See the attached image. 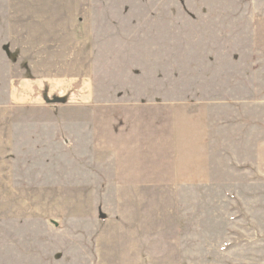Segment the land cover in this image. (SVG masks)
Masks as SVG:
<instances>
[{
	"label": "crops",
	"instance_id": "1",
	"mask_svg": "<svg viewBox=\"0 0 264 264\" xmlns=\"http://www.w3.org/2000/svg\"><path fill=\"white\" fill-rule=\"evenodd\" d=\"M122 1L93 0L94 15L83 13L77 30L71 27V43L69 28L32 20L39 14L27 12L24 27L14 12H0V154L6 161L18 155L13 132L22 129V116L35 118V130L53 129L48 155L65 163V173H97L101 203L92 241L96 255L109 258L106 264H202L201 226L224 223L222 238L213 239L223 240L222 253H231L246 240L242 227L263 219L264 126L257 124L251 143L243 116L218 128L211 108L193 122H169L155 119L154 106L122 100V92L117 103L93 104L89 74L69 76V65L79 59L76 35L84 33L89 41L95 32L91 16L104 22L95 30L106 32ZM192 1H210L217 16L230 9L224 3L238 2V16L257 17L264 27V0ZM86 59L89 64V53ZM56 98L71 103L56 106ZM95 182L88 180L86 187Z\"/></svg>",
	"mask_w": 264,
	"mask_h": 264
},
{
	"label": "rangeland",
	"instance_id": "2",
	"mask_svg": "<svg viewBox=\"0 0 264 264\" xmlns=\"http://www.w3.org/2000/svg\"><path fill=\"white\" fill-rule=\"evenodd\" d=\"M139 1L117 3L121 10L107 19L106 32L95 30L104 25L102 19H87L95 32L89 41L84 33L76 35L79 59L69 65V76L89 74L93 104L117 103L122 92L124 101L156 107L158 121L193 122L207 117L205 108H211L221 128L226 120L236 124L243 116L252 143L257 124L264 126V27L258 18L243 20L236 13L238 2L224 3L230 9L217 16L210 12V1ZM96 5L93 0H0V12H14L24 27L22 22L30 20L24 17L27 12L39 14L32 20L51 29L69 28L71 43V27L76 31L81 15H94ZM65 10L69 17L61 16ZM55 101L56 106L71 103ZM161 107L169 113L163 115ZM194 107L202 109L194 112ZM55 115L60 117L57 111ZM20 122L22 129L11 137L19 144L18 155L9 154L6 161L0 154V264H106L109 258L98 257L92 241L101 203L97 173H65V163L48 155L53 129L35 130L40 122L35 118L22 116ZM88 180L96 181L94 187H86ZM251 187L257 190L256 183ZM261 213L259 225L242 227L246 240L238 241L231 253H222L223 240L213 239L222 238L224 223L201 226V263L264 264Z\"/></svg>",
	"mask_w": 264,
	"mask_h": 264
}]
</instances>
